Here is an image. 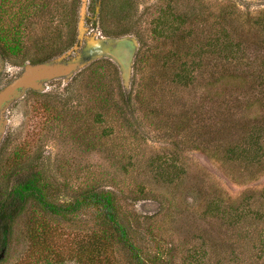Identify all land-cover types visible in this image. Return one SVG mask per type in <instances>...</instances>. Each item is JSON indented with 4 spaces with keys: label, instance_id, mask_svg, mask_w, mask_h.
<instances>
[{
    "label": "rangeland",
    "instance_id": "rangeland-1",
    "mask_svg": "<svg viewBox=\"0 0 264 264\" xmlns=\"http://www.w3.org/2000/svg\"><path fill=\"white\" fill-rule=\"evenodd\" d=\"M87 1L85 24L98 19L103 34H131L136 51L158 53L159 60L154 66L150 58L137 71L132 65L123 85L115 64L98 59L19 99L8 111L0 143V198L29 170L38 171L46 198L57 204H71L87 188L111 191L124 221L132 224V239L147 251L157 242L167 245L162 256L168 264H264V132L249 162L227 160L221 151L244 145L247 125L264 126V74L257 78L264 68V0ZM79 4L0 0L4 78L36 50H66L76 35ZM222 9L230 13L226 20ZM174 14H188L183 27L191 32L186 41L192 49L220 23L236 28L233 35L246 45L236 59L207 58L203 70L209 75L203 73L194 86L180 85L171 67L159 63L168 50L184 47L161 44L168 30L156 35L154 29L171 28ZM221 72H236L237 79ZM134 92L145 105L135 101ZM188 105L195 107L191 114ZM188 124L195 125L193 133ZM166 162L174 165L165 169ZM157 163L160 168H154ZM161 170L166 173L159 176ZM214 197L237 209L248 197L250 213L233 224L207 217L201 210ZM45 211L28 201L10 220L0 264L94 263L92 238L99 226L92 207L83 204L64 217ZM131 213L141 217L133 221ZM31 227L39 230L33 242ZM119 245L102 246L105 264H126Z\"/></svg>",
    "mask_w": 264,
    "mask_h": 264
},
{
    "label": "trees",
    "instance_id": "trees-1",
    "mask_svg": "<svg viewBox=\"0 0 264 264\" xmlns=\"http://www.w3.org/2000/svg\"><path fill=\"white\" fill-rule=\"evenodd\" d=\"M221 12L224 13L222 15V19L226 20L227 16H225V14L227 13L228 15L230 13L226 12L225 9H222ZM156 18L159 19V17ZM171 19L174 22L171 28L168 27L169 24L164 25L161 29H158L159 27L153 28L156 30V35L168 30L167 35L162 33V36L164 37L162 38V40L164 41H162L161 44L168 42L170 44H173L174 46L175 43H181L184 47L175 48V51L168 50L163 56L164 60L159 63V67H162L164 69L168 66L171 67L172 80L179 83L180 85L194 86L197 84V80H202L203 73L209 75L208 72L203 70V67H205L207 64V58L214 57L221 60H229L232 58L236 59V54L239 53L240 50L246 45L245 41H241L239 38H236L235 35H233L232 31L236 28L232 27V25H226V23H220L219 25L214 27V31H212L210 35H205V38H203L200 43L193 44L192 46H194L195 48L192 49L191 45L186 41L187 36L190 35L191 32L187 27H183L188 19V14H185V16L174 14ZM159 22L163 23L161 19H159ZM255 24L258 25L257 22ZM259 29L263 31L262 35L264 36V22L263 25L259 27ZM171 33L173 36H170ZM120 34L122 35L125 33ZM3 40H5V38L0 34V49L2 52L4 49L2 43H5V41ZM185 45L190 46L187 47ZM9 48L10 47H8V49ZM59 50L60 49L54 52L51 50L46 52V54H42L39 50H36L33 53L34 55H31V58H29V60L32 62L42 61L56 55ZM150 58L154 66H156V61L159 60L158 53L147 54L145 53V51H136L133 62L136 71L141 68V64L147 63ZM259 70L261 72L260 74ZM259 70L257 78H259V76L262 78L263 75L261 74H264V68L259 67ZM220 75H225V78L233 77L235 80L237 79L236 72H233L232 74H224L223 72H221ZM133 98L136 99L135 101L139 105H145V101L143 100L144 98L139 94V92L138 94L134 92ZM127 100L128 98H126V101ZM188 107L191 108L188 113H192L195 111V107H193L192 105H188L187 108ZM225 112L226 117L228 118L229 113L227 111ZM186 128L189 132L193 133L195 130V125L188 124ZM215 130H219V128H215ZM245 131L246 134L242 138V143L244 145L239 146L238 150H236L235 145H232L234 143L227 145L225 148H223V150H221L222 155L225 156L227 160H231L233 157L237 156L243 159V161L249 162V160L254 159V157L258 155L257 150H254L252 146L258 145L257 139L260 138L262 133L264 132L263 124L252 125L249 128L247 125ZM215 147L219 148V146L217 145H215ZM214 150L220 154V149ZM252 156L254 157L251 158ZM159 164L157 163L156 165H154V168H160ZM173 165V163L166 162L164 167L165 169H168L169 166L172 167ZM164 171L165 170L159 171L158 175L162 176L166 173ZM173 174L175 173H172V175ZM176 176L177 175H174L173 177ZM168 177L169 175H166L163 178H167L168 183H172V179H170L171 176L169 178ZM40 179L41 178L38 171L29 170L27 173L22 175V177L18 179V181L14 182L11 185V188L5 193V197L0 198V221L1 223H4V225H6L5 229L1 230V233L4 237L9 232L8 225L10 220L19 212V210H21L23 205L28 201H32L38 206V208H40L41 210H46L45 212H48L51 215L61 217H64L66 213L68 214L84 204L92 207L94 222L99 226L98 231L94 233L98 235L93 236L92 238L93 252L95 253L96 258L95 262L91 264H105L107 262V256L105 255L106 249L102 246H111L112 243L121 245L122 249L124 250L123 253L126 254V264H168V260L164 259L162 256V253L166 250L167 245H165L164 247L161 243L157 242L156 247L153 251H147L146 249L140 247L138 243L132 239V237L130 236V230H132L130 226H132V224L131 222L124 221L111 191L87 188L86 190L79 193L74 202L65 206L49 201L46 198L45 188L43 182ZM262 192L264 196V189H262L261 195ZM247 200L248 197H242L238 203L239 208L237 209L236 207L230 206L225 202H220L216 197L206 199L201 213L203 215H206L207 217L218 216L226 223L233 224L240 219H244L245 216L250 213V209L247 205ZM134 214L135 213H131L133 221H136L138 217H141L138 214L134 216ZM34 226L36 225L34 224ZM33 227H31L32 229L30 228L31 230L29 229L28 231L29 239H32V242L36 237V234L39 235L38 228L34 229ZM148 230L151 231L152 228ZM261 238L263 239V241L261 243L260 253L264 254V234L261 235ZM187 257L192 256L188 254Z\"/></svg>",
    "mask_w": 264,
    "mask_h": 264
},
{
    "label": "water",
    "instance_id": "water-1",
    "mask_svg": "<svg viewBox=\"0 0 264 264\" xmlns=\"http://www.w3.org/2000/svg\"><path fill=\"white\" fill-rule=\"evenodd\" d=\"M83 6L84 0L79 9L78 30L81 28ZM124 47L127 48V53L123 55L120 51ZM136 50L137 45L131 35L108 36L87 41L75 57L67 60H63L64 55H60L38 63H26L20 74L0 89V140L6 123L3 112L13 99L23 94L25 89L41 90V82L55 77H70L80 68L102 57L116 64L122 83L125 85Z\"/></svg>",
    "mask_w": 264,
    "mask_h": 264
},
{
    "label": "flooded vegetation",
    "instance_id": "flooded-vegetation-1",
    "mask_svg": "<svg viewBox=\"0 0 264 264\" xmlns=\"http://www.w3.org/2000/svg\"><path fill=\"white\" fill-rule=\"evenodd\" d=\"M81 3H82V0H80V4H79V8H78V11H77V21H76V35L74 36V39L73 41H71L72 43L67 47L66 50H63V51H60L58 52L56 55L48 58V59H45V60H42V61H46V60H49L51 58H55L57 56H60V55H64L63 57V60H67V59H70V58H73L75 57L81 50L82 47H84L85 43L89 40H95V39H99V38H102V37H108V36H111V37H117V36H121L120 35H106V34H103L101 32V30L98 28V19H94L93 20V26H91L90 24H85L84 23V17H85V5L88 3L87 0H84V11H83V14H82V17H81V28L80 30H78V20L80 18V14H79V9H80V6H81ZM99 3V1H98ZM98 3L96 5V7L98 6ZM96 11V10H95ZM97 18V16H96ZM92 22V21H91ZM93 27V28H92ZM122 35H131V34H122ZM132 37H134L133 35H131ZM135 39V42H136V45L137 44V40L136 38L134 37ZM127 48L124 47L121 49L120 53L121 54H126L127 52ZM98 59H107V58H98ZM96 59V60H98ZM94 60V61H96ZM109 60V59H108ZM42 61H37V62H32L30 61L29 59L25 60V62H23V64L19 67L17 73H15L14 75H12L11 77L9 78H4L3 76V72L5 71V58H4V53L1 51L0 49V62H1V66H0V89L3 88L4 86H6L8 83H10L14 78H16L20 72L22 71V68L23 66L26 64V63H30V64H33V63H38V62H42ZM110 61V60H109ZM134 61V59H133ZM112 62V61H111ZM113 63V62H112ZM114 64V63H113ZM132 65H133V62L132 64L130 65V68H132ZM116 66V64H115ZM85 67V66H84ZM117 67V66H116ZM118 69V67H117ZM131 70V69H130ZM119 71V70H118ZM69 77L65 78V77H55V78H51V79H48L46 81H43L41 82V86H42V89L41 90H35V89H32V88H27L24 90L23 94L20 95L19 97L13 99L10 104L7 106V108L4 110L3 112V115H4V118L6 120V123H5V126H4V132L2 134V137H1V140H0V143L2 141V138L4 136V133H5V127H6V124L8 122V118H7V114H8V111L9 109L19 100L21 99L26 93L30 92V93H40V92H43L46 87H47V83H49L50 81H53L55 79H62V80H67ZM6 225H4V223H1L0 221V259L1 257H3V252L5 250V246H6V236L4 237L1 233V230L5 229Z\"/></svg>",
    "mask_w": 264,
    "mask_h": 264
}]
</instances>
